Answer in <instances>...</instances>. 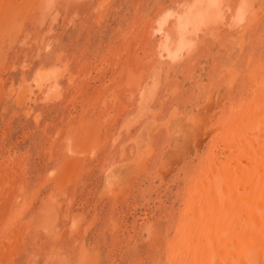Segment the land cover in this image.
I'll return each instance as SVG.
<instances>
[{
	"label": "rangeland",
	"instance_id": "1",
	"mask_svg": "<svg viewBox=\"0 0 264 264\" xmlns=\"http://www.w3.org/2000/svg\"><path fill=\"white\" fill-rule=\"evenodd\" d=\"M47 2L26 0L24 6L0 15V264H78L83 246L90 253L103 252L99 264H170L186 202L204 186L217 145L227 137L233 141L248 114V121H264V0H218L214 12L222 18L213 25L205 21L189 25L185 34L190 31L186 36L193 43L191 50H184L185 56L176 62L160 53L163 34L157 31L158 22L170 10L185 14L196 0ZM243 3L245 20L237 23ZM167 24L163 31L176 43L177 17H170ZM125 61L143 72L145 82L153 70L160 72L159 94L150 104L159 120L176 106L181 112L191 109L194 100L204 101L213 89L217 103L209 121L220 133L164 177L159 167L176 139L160 129L154 156L135 181L129 200L116 204L102 195L101 185L106 161L119 159L123 144L130 140L125 133L113 140L136 107L120 76ZM42 65H66L73 78L67 74L60 81L62 100L45 103L40 94L33 113L26 115L11 90L32 80ZM115 95L127 106L118 122L108 120L116 109ZM81 116L95 122L96 130L109 140L103 141L108 142L98 157L86 158L77 183L61 195L56 180H47V174L61 166V138ZM148 116L150 111L144 117ZM138 125L132 128V137ZM131 146L129 141L126 156ZM71 218L80 219L76 232L69 229Z\"/></svg>",
	"mask_w": 264,
	"mask_h": 264
},
{
	"label": "bare ground",
	"instance_id": "2",
	"mask_svg": "<svg viewBox=\"0 0 264 264\" xmlns=\"http://www.w3.org/2000/svg\"><path fill=\"white\" fill-rule=\"evenodd\" d=\"M25 1L0 0L1 17L9 14L8 9L10 13L13 12L12 9H18ZM47 1L49 3V0ZM189 4L191 3L189 2ZM192 5L193 7H190L189 11H185L186 13L183 15L177 16L176 13L172 12L174 10H170L164 17L159 19L160 27L157 31L163 34V39L159 44L160 53H167L171 61L176 62V60L182 59L184 50H191L193 43L191 38L189 39L186 36L190 31L185 34L189 25L203 23L204 21L212 24L218 18H222L214 12L219 8L218 0H196ZM245 5L243 3L241 12L235 17L237 23L245 20V15H243ZM172 16L177 17V28L175 25L174 27L180 34V36H175L179 37L176 43L172 41L171 33L168 34L163 31L165 30L163 26L167 24ZM3 22L6 23V21ZM198 30L202 31V29ZM195 46L197 45L195 44ZM162 56L164 57L163 54ZM123 65L124 67L121 70L124 71L120 76L125 80V88L130 94L129 101L132 100L136 107L133 113L129 114L127 120H124L125 124L123 123L124 125L117 129V133L113 135V140L114 142L118 141L119 136L125 133L124 135H129L132 146L129 155L126 156L129 141L125 142L122 146L120 158L112 157V159L109 158L106 161L104 180L101 185L102 195L110 197L116 204L125 202L129 198L135 186V181L141 176L142 171L148 165L149 159L155 153V136L160 129L165 128L163 132L167 131L170 137L176 139L175 143L167 149L168 151L164 155L165 160L162 159L164 163L159 167L164 177L176 169L185 156L200 150L206 142L211 140L213 135L220 131L219 127H211L209 121L210 116L213 114H210L211 110L217 103L214 100L213 89L206 91L204 101H201V98L194 100L191 109L181 112L176 106L173 110L170 109L172 111L164 119L159 120L156 118L157 110L153 109L154 105H151V107L153 106L151 108L150 104L157 93L159 94L158 91L162 82L160 72L153 70V73L150 74V81L145 82L143 72L135 71L133 67L131 68L128 65L127 61ZM34 74L33 78L31 77L32 80H23L16 89L11 90L14 101L19 106H23L26 115L33 113L34 102L40 94L42 95L41 101L45 103L61 99L63 88L60 81L67 74L69 79L73 78L71 72L68 73L66 65H42ZM113 98L111 96L109 101L111 102ZM117 99L115 95L116 102L113 108L116 107V109L114 113L110 114V117L108 116L109 118L107 117L109 121H116L123 113V109L127 107L126 104H122L120 99ZM92 103L93 99L91 98L89 105ZM150 108L151 110H149ZM149 111L152 116H148L149 118L144 117ZM262 115L264 116V109ZM39 116V114L34 115L36 121H39ZM247 118L245 122H241L242 134L241 132L234 134V142L227 137L221 142L223 145L214 143L218 149L216 148L217 150L214 151L212 165L207 170L206 182L203 183L202 188L197 189L198 191L189 196V200L186 202L177 231V243H173L176 254L171 256L170 264H264V121L257 122V125L255 119L251 118L248 121ZM85 119L84 116H81L74 126L72 124V129L61 138L64 145L63 162L59 168L52 169L47 174V180H56L61 195H66L67 186L76 182L80 175L79 168L82 167L86 158L92 160L98 157L104 145L108 142L103 141L109 140L106 135L102 137L99 131L96 130L95 122L88 123ZM139 123L140 127L132 137V128L138 127ZM56 133L54 143L55 139L59 137V132ZM54 143H52V146ZM12 196L14 195H11V198ZM52 198L57 201L56 196L53 195ZM52 209L54 210V208ZM79 225L80 219H70L69 229L71 232L79 230ZM102 253L99 251L90 253L83 246L78 264H99Z\"/></svg>",
	"mask_w": 264,
	"mask_h": 264
}]
</instances>
